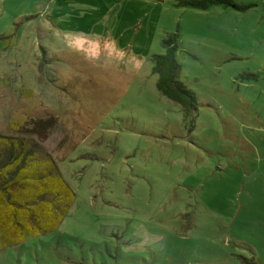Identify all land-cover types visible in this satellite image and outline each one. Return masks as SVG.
Masks as SVG:
<instances>
[{"label": "rangeland", "instance_id": "rangeland-1", "mask_svg": "<svg viewBox=\"0 0 264 264\" xmlns=\"http://www.w3.org/2000/svg\"><path fill=\"white\" fill-rule=\"evenodd\" d=\"M179 1L0 0V136L76 193L0 264H264V0ZM175 32L193 115L152 74Z\"/></svg>", "mask_w": 264, "mask_h": 264}, {"label": "trees", "instance_id": "trees-1", "mask_svg": "<svg viewBox=\"0 0 264 264\" xmlns=\"http://www.w3.org/2000/svg\"><path fill=\"white\" fill-rule=\"evenodd\" d=\"M222 4L237 10L248 8L236 6L231 0H180L178 3L199 10ZM179 39L177 32L165 36L162 41L164 52L151 58L152 74L157 76L156 88L161 95L178 104L185 114L193 115L197 101L180 79ZM34 123L38 131L51 127L54 121L48 118ZM0 141L5 143L0 149L1 251L25 242L28 237H39L56 230L66 217L76 193L56 169L53 172L43 170L34 147L2 135ZM49 163L53 168L52 161ZM53 196L58 198L56 203Z\"/></svg>", "mask_w": 264, "mask_h": 264}]
</instances>
